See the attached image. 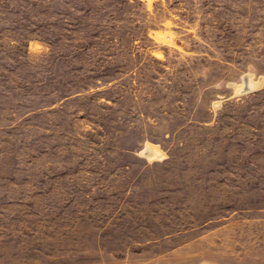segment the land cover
Returning a JSON list of instances; mask_svg holds the SVG:
<instances>
[{"label":"rangeland","instance_id":"374dc122","mask_svg":"<svg viewBox=\"0 0 264 264\" xmlns=\"http://www.w3.org/2000/svg\"><path fill=\"white\" fill-rule=\"evenodd\" d=\"M0 264H264V0H0Z\"/></svg>","mask_w":264,"mask_h":264},{"label":"bare ground","instance_id":"6f19581e","mask_svg":"<svg viewBox=\"0 0 264 264\" xmlns=\"http://www.w3.org/2000/svg\"><path fill=\"white\" fill-rule=\"evenodd\" d=\"M260 83H261L260 79L254 81V79H252L250 75H247L245 78H243L242 83H237V84L234 83L233 86L236 92H242L245 87L251 89L252 87L259 85ZM143 153L149 157H154L156 155H160L161 150L158 148L157 145H153L149 143L143 149Z\"/></svg>","mask_w":264,"mask_h":264},{"label":"water","instance_id":"95a60500","mask_svg":"<svg viewBox=\"0 0 264 264\" xmlns=\"http://www.w3.org/2000/svg\"><path fill=\"white\" fill-rule=\"evenodd\" d=\"M250 90L249 88L245 87L244 90L242 92L248 91Z\"/></svg>","mask_w":264,"mask_h":264}]
</instances>
